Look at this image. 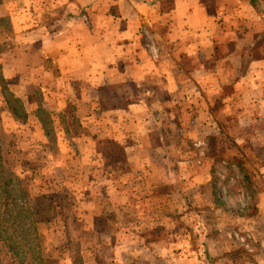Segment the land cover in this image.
<instances>
[{
    "label": "crops",
    "instance_id": "crops-1",
    "mask_svg": "<svg viewBox=\"0 0 264 264\" xmlns=\"http://www.w3.org/2000/svg\"><path fill=\"white\" fill-rule=\"evenodd\" d=\"M3 1L8 6L18 2ZM54 3L65 5V16L51 19L50 12L32 9L27 12L32 26L22 28L24 32L14 28L18 55L8 66L20 67L26 56L23 78L33 70L42 73L40 84H33L43 93L42 100L47 95L58 97L54 110L58 99L68 102L81 125V117L90 116L94 124L106 116L102 126L90 125L87 132L120 145L124 163L132 162L128 158L132 155L137 167L154 164L150 154L141 160L148 149L163 153L157 163H166L170 147L188 148L191 159L193 148L202 149L208 135L221 131L226 140L229 133L228 141L237 149L245 143L248 149L264 150V0H40L39 4ZM18 18L19 14H10V23L17 26ZM60 83L62 91L51 88ZM10 91L22 103L32 100L22 89ZM103 92L116 94L122 104L99 115L96 95ZM117 132L122 136L113 138ZM258 161L261 172L255 177L262 175L264 181V159L251 160Z\"/></svg>",
    "mask_w": 264,
    "mask_h": 264
},
{
    "label": "rangeland",
    "instance_id": "rangeland-1",
    "mask_svg": "<svg viewBox=\"0 0 264 264\" xmlns=\"http://www.w3.org/2000/svg\"><path fill=\"white\" fill-rule=\"evenodd\" d=\"M39 3L18 0L5 8L21 18L14 26L10 16L6 17L0 32L31 27L27 12L32 9L50 12L47 16L51 19L65 14L62 3L51 7ZM30 74L21 77L20 83H9V89H22L28 98L31 95L32 100L23 103L27 113L39 107L54 113L58 97L47 95L42 100L33 85L40 84L42 73L33 70ZM52 74L56 76L55 71ZM62 87L60 83L51 88ZM78 91L84 96V88ZM114 95H96L97 114L122 104ZM86 99L88 104V94ZM74 102L78 105V99ZM100 117L95 121L103 125L106 116ZM88 118H80L86 132L96 125ZM55 133L48 137L44 131L0 114L1 146L12 152L9 160L22 163L26 170L22 176L32 193L69 192L66 197L73 206L65 211L66 220L45 232L47 250L60 256V264H70L69 256L79 257L78 264H264V181L262 175L255 177L261 172L260 162H251L264 159V150L248 149L245 143L237 149L228 141L229 133L226 140L221 131L208 135L202 149L193 148L191 159L188 148L170 147L166 163L158 164L163 153L156 155L157 151L148 149L141 152L144 155L140 153L145 156L141 160L150 154L156 162L137 167L132 155L128 156L132 162H116L117 145L105 135H94L103 143L99 156L94 157L92 147L74 152L66 146L62 130ZM115 135L113 138L122 136ZM220 135L225 142H219ZM139 136L141 133L134 138ZM102 155L109 159L105 161Z\"/></svg>",
    "mask_w": 264,
    "mask_h": 264
},
{
    "label": "trees",
    "instance_id": "trees-1",
    "mask_svg": "<svg viewBox=\"0 0 264 264\" xmlns=\"http://www.w3.org/2000/svg\"><path fill=\"white\" fill-rule=\"evenodd\" d=\"M6 4L8 1L0 0V27L6 21L5 18L8 20L10 14L14 13L13 10L4 11L8 9ZM46 22L49 23L48 20ZM15 40L16 35L12 30L0 32V114L6 113L27 127L44 131L48 137L55 135V130L59 128L66 146H70L74 152L92 147L91 155L99 156L103 143L92 138L81 127L74 106L58 99L59 105L54 113L39 107L30 114L24 109L22 101L10 91L8 84L14 80L18 83L26 72V56L22 57L20 67L12 70L8 66L10 58L18 55L13 45ZM22 53L25 54L24 51ZM39 93L43 95L41 91ZM60 95L65 96L64 93ZM115 145L118 150L114 155L116 162H124L125 151L120 145ZM9 154L12 152H5L0 143V264H60V256L56 257L47 250L49 239L45 232L66 220L65 211L73 206L66 197L69 192L39 190L33 194L29 183L22 176L26 171L21 168L22 163L19 165L18 161L9 160ZM103 158L105 161L109 159L107 156ZM52 250L59 252L58 248ZM68 258L70 264H78L80 260L79 257L78 260L71 256Z\"/></svg>",
    "mask_w": 264,
    "mask_h": 264
}]
</instances>
